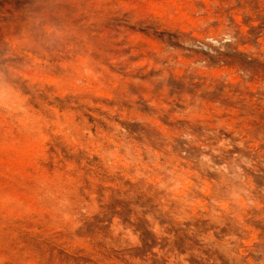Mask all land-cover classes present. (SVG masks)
Segmentation results:
<instances>
[{"label":"rangeland","instance_id":"obj_1","mask_svg":"<svg viewBox=\"0 0 264 264\" xmlns=\"http://www.w3.org/2000/svg\"><path fill=\"white\" fill-rule=\"evenodd\" d=\"M0 264H264V0H0Z\"/></svg>","mask_w":264,"mask_h":264}]
</instances>
